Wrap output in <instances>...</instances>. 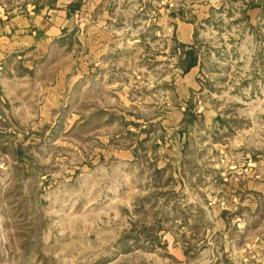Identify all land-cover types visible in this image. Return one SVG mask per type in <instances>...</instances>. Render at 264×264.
<instances>
[{
  "label": "rangeland",
  "instance_id": "374dc122",
  "mask_svg": "<svg viewBox=\"0 0 264 264\" xmlns=\"http://www.w3.org/2000/svg\"><path fill=\"white\" fill-rule=\"evenodd\" d=\"M230 263L264 264V0H0V264Z\"/></svg>",
  "mask_w": 264,
  "mask_h": 264
},
{
  "label": "trees",
  "instance_id": "16d2710c",
  "mask_svg": "<svg viewBox=\"0 0 264 264\" xmlns=\"http://www.w3.org/2000/svg\"><path fill=\"white\" fill-rule=\"evenodd\" d=\"M190 56V61L188 62L187 67H185L184 72H187L191 67H193L196 64L195 59L192 57V52H188Z\"/></svg>",
  "mask_w": 264,
  "mask_h": 264
},
{
  "label": "crops",
  "instance_id": "0c3cea01",
  "mask_svg": "<svg viewBox=\"0 0 264 264\" xmlns=\"http://www.w3.org/2000/svg\"><path fill=\"white\" fill-rule=\"evenodd\" d=\"M84 3L91 4L93 7H98L104 0H82Z\"/></svg>",
  "mask_w": 264,
  "mask_h": 264
},
{
  "label": "water",
  "instance_id": "95a60500",
  "mask_svg": "<svg viewBox=\"0 0 264 264\" xmlns=\"http://www.w3.org/2000/svg\"><path fill=\"white\" fill-rule=\"evenodd\" d=\"M230 264H232V263H230Z\"/></svg>",
  "mask_w": 264,
  "mask_h": 264
}]
</instances>
